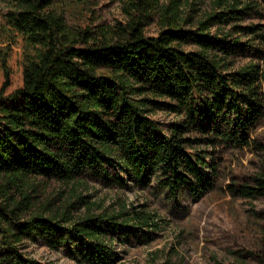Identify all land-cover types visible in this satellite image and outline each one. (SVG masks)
Listing matches in <instances>:
<instances>
[{
	"label": "trees",
	"instance_id": "16d2710c",
	"mask_svg": "<svg viewBox=\"0 0 264 264\" xmlns=\"http://www.w3.org/2000/svg\"><path fill=\"white\" fill-rule=\"evenodd\" d=\"M3 1L9 25L37 50L17 83L5 60L1 67L0 264H52L24 251L36 240L67 245L81 264H115L113 235L158 226L154 213L126 205L75 214L88 204L76 186L65 204L35 210L23 185L31 179L78 184L91 174L128 188L127 175L173 197L201 195L216 185L212 149L264 148L250 137L264 117L262 69L234 66L246 52L261 53L252 41L264 40L263 27L242 24L254 1L123 0L125 21L73 37L51 10L57 0ZM153 18L158 33L148 36ZM157 112L176 119L159 122ZM253 181L229 188L264 197V172Z\"/></svg>",
	"mask_w": 264,
	"mask_h": 264
},
{
	"label": "rangeland",
	"instance_id": "374dc122",
	"mask_svg": "<svg viewBox=\"0 0 264 264\" xmlns=\"http://www.w3.org/2000/svg\"><path fill=\"white\" fill-rule=\"evenodd\" d=\"M257 8L250 12L243 25L259 24L264 33V0H252ZM212 0H205L210 5ZM123 0H57L51 6L63 21L69 37L79 31L100 35L118 22L126 20ZM8 7L0 0V85L3 82L2 63L5 60L13 70V82L20 79V67L28 54L36 52L4 17ZM148 36L158 33L156 18L145 26ZM245 38L243 37V40ZM261 53L246 52L235 60V68L250 62L259 63L264 75V40L255 39ZM153 118L168 123L176 119L172 114L157 112ZM264 145V117L250 134ZM216 163L215 188L201 195L184 190L173 197L152 182L143 187L134 184L127 175L128 188L108 184L104 179L85 175L78 184L35 178L25 184L32 195L33 209L46 202L55 206L65 204L76 186L79 194L87 195V207L95 213L117 212L123 205L131 210L152 212L156 227L142 232L116 233L112 236L113 250L119 260L115 264H264V197L245 198L234 194L230 184L255 186L253 178L264 172V148L236 147L221 144L211 150ZM24 251L45 263L81 264L69 252L68 246L53 250L41 241L27 242Z\"/></svg>",
	"mask_w": 264,
	"mask_h": 264
}]
</instances>
